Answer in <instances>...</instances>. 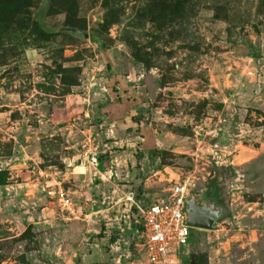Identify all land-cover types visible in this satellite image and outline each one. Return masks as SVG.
Segmentation results:
<instances>
[{
	"label": "rangeland",
	"instance_id": "1",
	"mask_svg": "<svg viewBox=\"0 0 264 264\" xmlns=\"http://www.w3.org/2000/svg\"><path fill=\"white\" fill-rule=\"evenodd\" d=\"M186 179L184 264H264V0H0V264H144Z\"/></svg>",
	"mask_w": 264,
	"mask_h": 264
},
{
	"label": "built area",
	"instance_id": "2",
	"mask_svg": "<svg viewBox=\"0 0 264 264\" xmlns=\"http://www.w3.org/2000/svg\"><path fill=\"white\" fill-rule=\"evenodd\" d=\"M90 164H97V152L88 147L83 154ZM194 184L190 179L176 182L166 199L137 205L142 226V251L144 264H184L186 249L192 232L197 228L189 225L188 203L193 194ZM132 200V197H129ZM59 207L74 214L73 201L67 192L59 188L56 192Z\"/></svg>",
	"mask_w": 264,
	"mask_h": 264
},
{
	"label": "water",
	"instance_id": "3",
	"mask_svg": "<svg viewBox=\"0 0 264 264\" xmlns=\"http://www.w3.org/2000/svg\"><path fill=\"white\" fill-rule=\"evenodd\" d=\"M188 216L189 225L202 229H210L216 218V212L206 204L198 208L195 205V200H192L188 203Z\"/></svg>",
	"mask_w": 264,
	"mask_h": 264
},
{
	"label": "flooded vegetation",
	"instance_id": "4",
	"mask_svg": "<svg viewBox=\"0 0 264 264\" xmlns=\"http://www.w3.org/2000/svg\"><path fill=\"white\" fill-rule=\"evenodd\" d=\"M195 200V205L198 208L203 207L207 202L201 199V193L195 192L192 194V197L190 198V201ZM208 205V204H206Z\"/></svg>",
	"mask_w": 264,
	"mask_h": 264
},
{
	"label": "trees",
	"instance_id": "5",
	"mask_svg": "<svg viewBox=\"0 0 264 264\" xmlns=\"http://www.w3.org/2000/svg\"><path fill=\"white\" fill-rule=\"evenodd\" d=\"M141 229H142V226H141ZM100 236L102 235V232H101V234H99ZM112 241L113 242H115L116 241V238L114 237V238H112ZM185 261V260H184Z\"/></svg>",
	"mask_w": 264,
	"mask_h": 264
}]
</instances>
